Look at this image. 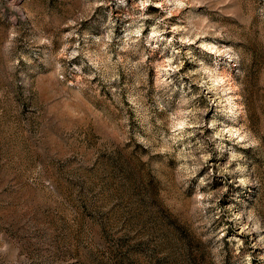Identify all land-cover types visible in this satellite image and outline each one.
Wrapping results in <instances>:
<instances>
[{
    "label": "rangeland",
    "instance_id": "obj_1",
    "mask_svg": "<svg viewBox=\"0 0 264 264\" xmlns=\"http://www.w3.org/2000/svg\"><path fill=\"white\" fill-rule=\"evenodd\" d=\"M0 264H264V0H0Z\"/></svg>",
    "mask_w": 264,
    "mask_h": 264
}]
</instances>
